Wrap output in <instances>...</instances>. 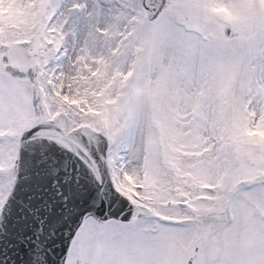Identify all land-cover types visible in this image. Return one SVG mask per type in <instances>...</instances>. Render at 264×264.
Masks as SVG:
<instances>
[{
  "label": "snow or ice",
  "instance_id": "obj_1",
  "mask_svg": "<svg viewBox=\"0 0 264 264\" xmlns=\"http://www.w3.org/2000/svg\"><path fill=\"white\" fill-rule=\"evenodd\" d=\"M0 7V264H264V0Z\"/></svg>",
  "mask_w": 264,
  "mask_h": 264
},
{
  "label": "rangeland",
  "instance_id": "obj_2",
  "mask_svg": "<svg viewBox=\"0 0 264 264\" xmlns=\"http://www.w3.org/2000/svg\"><path fill=\"white\" fill-rule=\"evenodd\" d=\"M5 15V9L3 7H0V17H3Z\"/></svg>",
  "mask_w": 264,
  "mask_h": 264
}]
</instances>
